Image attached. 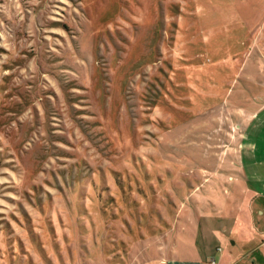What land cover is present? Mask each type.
Returning a JSON list of instances; mask_svg holds the SVG:
<instances>
[{
  "label": "rangeland",
  "instance_id": "rangeland-1",
  "mask_svg": "<svg viewBox=\"0 0 264 264\" xmlns=\"http://www.w3.org/2000/svg\"><path fill=\"white\" fill-rule=\"evenodd\" d=\"M263 88L264 0H0V264H144L195 199L229 215Z\"/></svg>",
  "mask_w": 264,
  "mask_h": 264
},
{
  "label": "crops",
  "instance_id": "crops-1",
  "mask_svg": "<svg viewBox=\"0 0 264 264\" xmlns=\"http://www.w3.org/2000/svg\"><path fill=\"white\" fill-rule=\"evenodd\" d=\"M238 102H231L230 108L243 129L242 165L229 188L235 197L228 196L229 202L222 204L229 208V215L219 214L222 199L217 194L213 199H195L193 214L187 212L175 222L174 242L144 264L151 260L157 264H210L212 260L216 264H264V88L244 91ZM212 191L217 190L211 187ZM186 203L181 204L189 207ZM133 260L142 262L141 258Z\"/></svg>",
  "mask_w": 264,
  "mask_h": 264
},
{
  "label": "built area",
  "instance_id": "built-area-1",
  "mask_svg": "<svg viewBox=\"0 0 264 264\" xmlns=\"http://www.w3.org/2000/svg\"><path fill=\"white\" fill-rule=\"evenodd\" d=\"M210 264H216V263H215V261L212 260V261L210 262Z\"/></svg>",
  "mask_w": 264,
  "mask_h": 264
}]
</instances>
